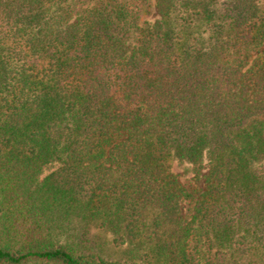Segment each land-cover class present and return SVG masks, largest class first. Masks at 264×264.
Listing matches in <instances>:
<instances>
[{"label":"trees","instance_id":"obj_1","mask_svg":"<svg viewBox=\"0 0 264 264\" xmlns=\"http://www.w3.org/2000/svg\"><path fill=\"white\" fill-rule=\"evenodd\" d=\"M0 264H264V0H0Z\"/></svg>","mask_w":264,"mask_h":264},{"label":"rangeland","instance_id":"obj_2","mask_svg":"<svg viewBox=\"0 0 264 264\" xmlns=\"http://www.w3.org/2000/svg\"><path fill=\"white\" fill-rule=\"evenodd\" d=\"M52 169L53 168L44 169L41 178L46 176L50 171H52ZM175 170V172H179L180 174H182L181 170ZM204 174L205 171H202V175ZM86 238L89 239L90 244L97 246L101 250L104 259L109 261H120L124 258V248L122 246L119 247L116 243H114L113 235L111 233L97 228L94 229L89 227L87 230Z\"/></svg>","mask_w":264,"mask_h":264}]
</instances>
